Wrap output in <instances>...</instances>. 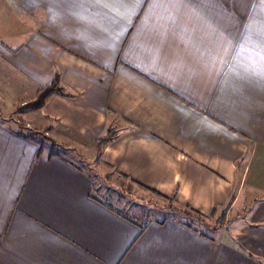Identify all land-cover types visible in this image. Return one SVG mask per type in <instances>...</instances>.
Returning <instances> with one entry per match:
<instances>
[{"label":"crops","instance_id":"obj_1","mask_svg":"<svg viewBox=\"0 0 264 264\" xmlns=\"http://www.w3.org/2000/svg\"><path fill=\"white\" fill-rule=\"evenodd\" d=\"M262 52L264 0H0V264H264ZM86 160L176 217L95 197Z\"/></svg>","mask_w":264,"mask_h":264},{"label":"rangeland","instance_id":"obj_2","mask_svg":"<svg viewBox=\"0 0 264 264\" xmlns=\"http://www.w3.org/2000/svg\"><path fill=\"white\" fill-rule=\"evenodd\" d=\"M0 100H1V96H0ZM5 112L8 113L6 115L11 116L13 111L11 110V108H7ZM39 140L41 142H43L44 140L46 146L44 147L45 151L47 150L53 151L54 155L55 153L68 155L67 153L58 150L57 148L55 149L52 141L47 139L46 137L41 136ZM88 162L90 161L86 160L87 166L85 170L93 176V180H94L93 194L95 195V197L105 201L108 204H111L117 209H121L126 215L138 219L143 223H148L153 220L160 221L172 216L176 217L174 213L168 211L166 201H162L157 198H152L153 200L149 201L146 198H141L139 196L138 191H136V188L130 182L123 181L113 172L108 174L106 170L104 171L99 167V164L96 161L90 163ZM169 204H171L170 209L172 210L173 208L172 203L170 202ZM221 214L222 211H219L215 218H210V217L206 218L205 224L212 227L213 228L212 231L208 230L204 226H196V227L203 229L204 233H206L211 237L222 236L221 232L227 229V226L229 225V220L226 217L223 225L219 226V220L221 219ZM233 215H234L233 223L228 227L229 231L232 230L233 226L237 222L236 213H233ZM185 221L197 225L196 222H192L189 219H185Z\"/></svg>","mask_w":264,"mask_h":264},{"label":"trees","instance_id":"obj_3","mask_svg":"<svg viewBox=\"0 0 264 264\" xmlns=\"http://www.w3.org/2000/svg\"><path fill=\"white\" fill-rule=\"evenodd\" d=\"M54 94H64L63 93V90L61 89V86H60V76L59 74H56L55 77L53 78L52 82L42 88L39 89V91L37 92V95H36V98L33 99L32 101H29L28 103H26L23 107L20 108V111L21 112H32V111H39L40 109H42L45 104L47 103L48 99L54 95ZM20 138H23L25 140H31V141H35L36 143H38L39 145V148H38V154H37V157H40V154L42 153L43 151V146H44V143L41 142L39 139V137L37 135H34V134H29V135H25V134H17ZM114 134L111 132V133H108L107 136L101 138V139H98L97 141V148L99 150H101V148L103 147V145L108 142L109 140L113 139L114 138ZM52 154H50L51 156L49 157H52L54 155V152L51 151ZM172 211L175 212V213H178L179 215H181L184 220L185 219H189L191 220L192 222H196L197 225L195 224H192V223H188L187 221H185L187 223V228L189 229H194L195 232H198L199 234L203 235V234H206L204 233L203 229L201 228H197L196 226H204L205 228H207L208 230H213L212 227L208 226L207 224H205V221H206V218L205 216H202L190 209H185L183 211L181 210H177V209H173L172 208ZM219 210H215L213 211L212 215L210 216V218H215L216 215L218 214ZM126 216V215H125ZM127 217V216H126ZM227 217V211L225 210L224 212H222L221 214V219L219 220V226H222L225 219Z\"/></svg>","mask_w":264,"mask_h":264},{"label":"snow or ice","instance_id":"obj_4","mask_svg":"<svg viewBox=\"0 0 264 264\" xmlns=\"http://www.w3.org/2000/svg\"><path fill=\"white\" fill-rule=\"evenodd\" d=\"M121 2H123V0H121ZM135 3H139L140 0H134ZM261 56L264 57V52L261 53Z\"/></svg>","mask_w":264,"mask_h":264}]
</instances>
